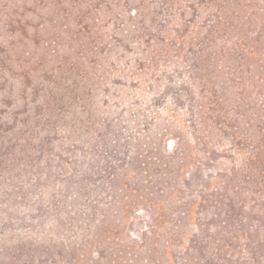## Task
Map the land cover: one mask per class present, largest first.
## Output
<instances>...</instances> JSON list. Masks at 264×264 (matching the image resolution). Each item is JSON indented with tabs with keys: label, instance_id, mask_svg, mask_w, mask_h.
<instances>
[{
	"label": "rangeland",
	"instance_id": "obj_1",
	"mask_svg": "<svg viewBox=\"0 0 264 264\" xmlns=\"http://www.w3.org/2000/svg\"><path fill=\"white\" fill-rule=\"evenodd\" d=\"M210 2L0 0V264L17 240L46 248L90 234L102 212L125 249L148 223L137 212L147 205L124 217L114 203L148 190H164L166 208L175 192L166 226L180 224L173 264H185L195 224L209 226L216 211L204 199L220 185L215 172L240 159L226 141L205 150L197 138L195 58L214 24ZM192 203L193 220L183 214ZM91 205L100 211L89 221ZM106 255L101 264H168Z\"/></svg>",
	"mask_w": 264,
	"mask_h": 264
},
{
	"label": "trees",
	"instance_id": "obj_2",
	"mask_svg": "<svg viewBox=\"0 0 264 264\" xmlns=\"http://www.w3.org/2000/svg\"><path fill=\"white\" fill-rule=\"evenodd\" d=\"M210 4L212 8L206 13L212 12L214 24L207 27L195 58L201 89L197 133L202 136L197 138L205 150L226 141L240 159L230 162L229 168L215 172V178L221 179L220 185L209 187L204 199L216 211L210 213L209 226L195 224L192 236L187 238L190 245L182 247L188 255L185 264L201 259L205 264H246L247 260L251 262L247 264H264V0H211ZM10 21L20 23L14 18ZM214 39H223V44L214 48ZM230 41L232 48L226 44ZM180 168L185 165L181 164ZM181 181L184 182L183 177ZM163 192L148 190L136 195L130 203L116 198L115 207L123 205L124 217L136 201L147 205L137 212H145L148 223L139 240H130L125 249L118 248L116 227H110L102 212L90 234L82 228L70 238H77L76 241L59 239L55 242L61 245L54 243L43 248L37 239L17 240L2 259L9 264L21 258L24 260L21 264H101L109 261L106 255L109 253L110 260L164 259L173 264L172 245L180 241V224L166 225L171 223L172 214L177 216L178 206L174 207L175 192H172L168 202L173 206L164 207ZM196 208L197 204L192 203L183 214L193 220ZM97 211H100L97 206H90L89 221ZM177 220L182 223V217ZM161 238H164L162 242ZM94 247L99 259L92 257ZM131 255L133 258H129Z\"/></svg>",
	"mask_w": 264,
	"mask_h": 264
}]
</instances>
